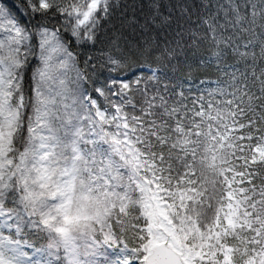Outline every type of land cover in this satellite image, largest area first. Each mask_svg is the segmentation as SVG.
I'll list each match as a JSON object with an SVG mask.
<instances>
[{
	"label": "snow or ice",
	"instance_id": "snow-or-ice-1",
	"mask_svg": "<svg viewBox=\"0 0 264 264\" xmlns=\"http://www.w3.org/2000/svg\"><path fill=\"white\" fill-rule=\"evenodd\" d=\"M82 5L83 0L71 9L61 0H0V128L9 130L8 138H0V177L5 171L16 175L13 166L20 164L13 156L18 141L26 143L30 137L38 141L37 153L45 149L38 157L45 172L50 162L58 166L70 158L74 167L80 165L79 170L88 173L90 180H103L106 166L96 162L93 146L105 138V126L118 119L116 114L123 105L117 101L129 93L143 92L145 97L150 93L154 99L159 97L161 103L171 98L186 108L183 102L188 101V93L194 88L212 97L224 95L220 87L224 82L209 73L224 70L220 62L227 58L226 49L216 55L215 68L211 57L193 54L174 63L168 59L183 43L184 16L191 18L199 12L202 17L204 9L197 3L181 6L180 17L173 14L170 0H134L132 5L123 6L120 18L108 0H90L87 7ZM240 7L246 12L256 8L254 4ZM137 8L139 14H135ZM129 10L132 16L125 15ZM232 11L237 25L226 38L235 41L244 30L240 27L244 17L236 5ZM250 15L257 16L258 12L251 11ZM220 28L225 25L220 24ZM211 31L215 35L216 28ZM197 61L205 73L200 77L191 72ZM261 83L264 92V81ZM197 100L203 109L204 97L190 102L195 106ZM57 104L59 108L54 110ZM50 116L67 129L68 156L63 151L49 150L54 146L48 142L59 139V130L48 123ZM44 128L48 129L47 136L42 134ZM93 136L97 139L90 138ZM81 143L85 146L83 155ZM68 171L62 169L61 174ZM47 187L53 196L62 192L58 184ZM25 191L19 186L13 189L9 183L0 189V264H80L67 242L53 243V234L48 230L50 220L37 206L41 202L21 195ZM113 240L128 248L124 234L109 217L92 235V254L98 257L92 264H107L104 257L108 251L102 252L101 248L111 250ZM130 251L136 260L128 264H169L163 246L149 253L138 244Z\"/></svg>",
	"mask_w": 264,
	"mask_h": 264
},
{
	"label": "trees",
	"instance_id": "trees-1",
	"mask_svg": "<svg viewBox=\"0 0 264 264\" xmlns=\"http://www.w3.org/2000/svg\"><path fill=\"white\" fill-rule=\"evenodd\" d=\"M89 2L83 0L82 7H87ZM170 2L177 17L181 16V6L191 3H197L204 11L202 17L199 12L191 18L184 16L183 43L168 59L174 63L176 59L193 54L211 57L215 68L218 66L216 55L226 49L227 58L220 62L224 70L209 74L224 82L220 87L228 95L224 106L229 111L220 119L208 120L207 130H200L204 123L198 121L203 119L198 114L204 108L197 107L199 100L195 106L190 101L200 96L209 99L207 92L201 93L194 88L188 93V101L183 102L187 104L186 108L171 98L161 103L159 97L154 99L151 93L147 97L143 92L129 93L117 101L123 107L115 121L126 130L128 149L123 142L118 147L136 178L158 184L168 208L165 213L173 215L180 236L193 237L198 230L213 224L217 226L215 220L218 218L224 224L227 211H231L237 225L229 227L226 233L225 239L230 246H235L240 239L246 242L252 237L264 238V159L256 162L253 154L256 146L264 144V92L261 90L264 81V0ZM61 3L71 9L80 5V0H61ZM108 3L118 10L116 16L120 18L123 6L132 5L134 0H108ZM241 4H254L256 8L246 12ZM233 5L244 17L240 21L244 30L235 41L226 38L237 25ZM139 11L137 8L135 14ZM156 11L153 9L154 13ZM188 11L191 12L190 7ZM251 11H257L258 15L251 16ZM133 14L129 10L125 15ZM220 24L225 28L221 29ZM212 28H216L215 35ZM191 72L194 77L205 75L199 61L192 65ZM152 104L156 106L152 107ZM212 115L215 117V113ZM18 143L17 152L25 142ZM207 145H223L215 148L221 159L212 167L207 166L203 153ZM143 213L134 205L124 210L115 209L110 215L128 243V248H124L123 243L116 241L118 246L127 249L134 258L130 249L138 244L146 248L150 223L157 219L154 208L150 210L149 219ZM178 247L183 248L179 243Z\"/></svg>",
	"mask_w": 264,
	"mask_h": 264
},
{
	"label": "rangeland",
	"instance_id": "rangeland-1",
	"mask_svg": "<svg viewBox=\"0 0 264 264\" xmlns=\"http://www.w3.org/2000/svg\"><path fill=\"white\" fill-rule=\"evenodd\" d=\"M72 84L69 83V88ZM59 105L54 106V110L58 109ZM57 114H59L57 112ZM48 123L58 129L56 135L58 140L48 142L54 147L49 150L57 153L63 151L65 156L69 155L66 145L69 143V138L65 137L67 129L61 128V121H57L54 117H48ZM76 121H73V125ZM8 129L0 128V138H8ZM42 134L47 136L48 129L44 128ZM105 138L98 141L93 147L97 153L96 162L101 163L102 167L106 166L107 175L103 180L89 179L88 173L79 170L80 165L73 166V162L69 158L63 161L60 165L50 162L47 165V172L41 165L39 155H42L45 149H40L36 152V144L30 137L27 142L22 144L21 149L13 159L16 160L20 167L13 166L16 172L15 176H10L8 171L0 177V189H3L6 183L10 184L11 188L17 186L24 188L26 191L21 195H26L33 200L40 201L37 205L41 212L49 218V232L52 235L53 243L67 242L69 251L77 254L80 264H92L98 257L93 255L94 243L92 235L97 230V227L107 221L110 211L114 208L123 209L130 203H136L138 206L144 205L149 209L150 204L147 201L145 188L141 182L136 179L125 158L122 156L118 144L125 142L127 133L124 132L118 123L114 122L111 126L106 125L104 129ZM97 139V137H90ZM81 143V154L83 148ZM128 149V146H125ZM254 160L261 161L264 157V145L256 151ZM209 157V156H207ZM209 161H215V156H210ZM91 159V157H88ZM256 161V162H257ZM62 169H68L67 174H61ZM59 185L61 193L52 195L51 190L47 185ZM158 205L159 202H155ZM147 205V206H146ZM51 214L50 217L47 214ZM228 226L234 223L232 217L227 218ZM154 230L150 232V243L157 244L163 241H168L170 228L163 221L152 223ZM111 235L110 231L107 233ZM214 244H218L223 248L219 256L212 255ZM191 249L185 252V258L188 264H206L205 261L212 258H217L218 261L210 260L209 264H234L226 260L230 256L229 252L225 251L226 244L219 238H210L201 242H191ZM101 248V251H108L104 259L107 264H123L125 259L133 261L129 253L125 249L115 250L116 243L113 240L112 245ZM61 254L64 255L63 250ZM204 255V256H203ZM203 257H208L207 259ZM200 258H203L201 262ZM239 264H264V249L262 252H257L256 247H253L248 257L243 263Z\"/></svg>",
	"mask_w": 264,
	"mask_h": 264
},
{
	"label": "water",
	"instance_id": "water-1",
	"mask_svg": "<svg viewBox=\"0 0 264 264\" xmlns=\"http://www.w3.org/2000/svg\"><path fill=\"white\" fill-rule=\"evenodd\" d=\"M164 247L165 250L167 251L168 255H169V264H185L183 262V260L180 258V256L178 254H176L170 245L166 244V243H162V244H159V245H155L153 246L151 249H150V252L151 253L152 251L156 250V249H159L161 247Z\"/></svg>",
	"mask_w": 264,
	"mask_h": 264
}]
</instances>
